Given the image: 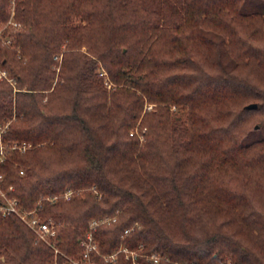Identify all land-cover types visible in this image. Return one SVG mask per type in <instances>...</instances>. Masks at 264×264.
<instances>
[{
	"label": "trees",
	"instance_id": "1",
	"mask_svg": "<svg viewBox=\"0 0 264 264\" xmlns=\"http://www.w3.org/2000/svg\"><path fill=\"white\" fill-rule=\"evenodd\" d=\"M0 26V187L60 223L55 253L0 215V264L83 262L94 219V264H264V0H0Z\"/></svg>",
	"mask_w": 264,
	"mask_h": 264
},
{
	"label": "built area",
	"instance_id": "2",
	"mask_svg": "<svg viewBox=\"0 0 264 264\" xmlns=\"http://www.w3.org/2000/svg\"><path fill=\"white\" fill-rule=\"evenodd\" d=\"M18 25V23H15ZM1 32V31H0ZM7 78L8 80L11 81L10 78L7 77L6 71L0 66V79ZM31 146V143L28 142H23L21 144L18 143H13V147H18L21 151H24L25 149L29 148ZM4 147H6V144L1 142L0 140V158H2L3 150ZM20 173H23V170H19ZM2 178V175L0 174V179ZM12 189V187H9ZM74 190L72 189H67L63 192V197L65 199H69ZM0 215H6L8 213H15L16 215L19 216V218L24 221L27 226L33 230L35 236H37L38 240H41L45 242L46 244L48 243L52 248L55 253L60 252L58 248L56 247L57 243V229H58V222L54 220L51 217L46 218V220H41L38 216V213L36 212L35 209H32L30 211L25 210L23 207L18 205V201L16 197H10L7 196L5 191L1 189L0 187ZM57 198V195L51 196L50 199L54 201ZM108 219H103V221H107ZM99 223L97 219H94L93 221L90 222V228L85 232L84 236L80 239V245L83 247V255L82 259L83 262H78L74 261L75 264H94L93 260H91V253L93 251L99 252L96 247V242L94 241V236L92 234V231L94 227ZM127 231V229H126ZM125 231V232H126ZM142 248L138 249H133V248H128L127 246H120L119 248L116 249V251L111 252V254H102L105 259L109 260H114L117 253L119 252H124L125 258L129 259L130 264H140L139 258L145 255L142 253ZM100 253V252H99ZM158 255L156 254H149L147 255V258L153 259L154 261H157Z\"/></svg>",
	"mask_w": 264,
	"mask_h": 264
},
{
	"label": "rangeland",
	"instance_id": "3",
	"mask_svg": "<svg viewBox=\"0 0 264 264\" xmlns=\"http://www.w3.org/2000/svg\"><path fill=\"white\" fill-rule=\"evenodd\" d=\"M14 6H15V0H9V9H10V12H11V15L13 14V12H14ZM11 22V17H10V20H9V22L8 23H6V25L7 24H9ZM1 28H3V27H1L0 26V31H1ZM1 33V32H0ZM1 36V35H0ZM4 38H6V37H4ZM7 43H8V41H6ZM5 71H6V73H7V70L5 69V68H3ZM100 74L101 75H103V76H105V83L107 82V80H108V75H106V72L101 68V72H100ZM9 75L7 74V77H8ZM9 78V77H8ZM11 79V81L10 82H13V79L12 78H10ZM152 106H151V104L148 106V108H151ZM3 128H4V126H1L0 125V134H1V131L3 130ZM132 131H135V132H138V129L136 128V129H132ZM1 140V139H0ZM59 222H58V226H59ZM157 258H159V257H157ZM158 260V259H157ZM176 264H184V263H177L176 262Z\"/></svg>",
	"mask_w": 264,
	"mask_h": 264
},
{
	"label": "water",
	"instance_id": "4",
	"mask_svg": "<svg viewBox=\"0 0 264 264\" xmlns=\"http://www.w3.org/2000/svg\"><path fill=\"white\" fill-rule=\"evenodd\" d=\"M255 107H257V103H255V102H250V104L246 105V108H248V109L255 108ZM256 127H257V125H256Z\"/></svg>",
	"mask_w": 264,
	"mask_h": 264
}]
</instances>
